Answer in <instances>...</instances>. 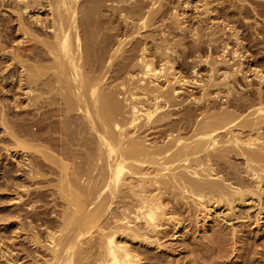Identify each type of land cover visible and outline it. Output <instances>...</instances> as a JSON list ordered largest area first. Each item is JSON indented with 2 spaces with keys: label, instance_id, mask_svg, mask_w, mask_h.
Returning a JSON list of instances; mask_svg holds the SVG:
<instances>
[{
  "label": "bare ground",
  "instance_id": "obj_1",
  "mask_svg": "<svg viewBox=\"0 0 264 264\" xmlns=\"http://www.w3.org/2000/svg\"><path fill=\"white\" fill-rule=\"evenodd\" d=\"M15 1L21 3H16L21 14L37 16L32 17L37 27L23 24L17 17L15 20L30 26L27 30L19 24L21 31L30 30L24 31L27 40L36 42L25 49L30 63L21 60L23 83L18 80V84L26 87L24 91L19 89L27 99V107L38 111L29 110L34 119L28 123L29 107H25V118L29 119L21 128H14L19 124L17 120L14 126H6L8 113L5 116L1 111L5 119L1 113L0 126L10 136L13 145L9 147L14 152L9 156L13 160L10 169L5 168L10 177H3L9 180L2 187L6 191L10 188V193L5 191L6 198L25 204L29 214L28 220L22 222L19 207L3 212L0 223L13 228L8 239L0 238V258L8 264H175L181 250L176 253L173 247L177 245L172 247L167 238H177L185 229L181 215L175 216L182 208L193 215V224L204 228V232L212 228L209 224L216 219L220 222H214L215 226L220 227L222 222L221 226L225 224L229 229L234 226L232 220L244 219L248 227L252 224L256 231L264 232V58H252L242 43L239 49L229 50L227 41L221 42L222 46L218 41L223 56L210 60V53L219 48L215 36L208 35L207 41L203 39L207 55L199 56L201 71L195 69L198 63L193 64L188 78L184 71L185 76H176L171 67L170 74L164 71L168 76L162 89L154 82L164 76L163 71L153 69L151 59L168 65L176 41L162 43L161 37L163 45L153 42L155 45L148 50L147 41L139 39L126 49L131 40L121 29L132 28L129 35H139V30L149 28L163 14L167 0ZM212 1L215 0H203L204 13L211 16L215 10L220 23L217 35L231 31L236 38L232 39L239 41L233 27L239 16L240 23L248 29L259 30L248 18L264 16V0H216V8L210 9ZM40 12L45 16L40 17ZM114 17L119 20L117 24ZM207 20L211 22L213 18ZM196 37L199 36L193 38ZM218 37L220 40L223 36ZM194 41L195 47L203 46L199 38L197 44ZM185 86L197 87L198 96L193 92L180 96L179 90ZM118 93L124 102L116 99ZM10 109L7 110L12 114ZM18 109L22 111L19 106ZM48 196L51 201L45 200ZM58 206L61 208L56 212ZM164 224L167 227L163 228ZM213 233L203 236L206 243H200V247L196 237H191L196 243L189 238L191 242L186 241V247L183 242L181 245L195 261L203 259L215 244L222 246L225 253L228 236L225 240L226 235L220 234L225 240L222 243L220 235L218 241L213 237L218 233ZM234 236L233 232L229 239ZM163 239L173 252H167ZM244 240L241 247L249 254L252 245L255 255L260 247L257 245L264 244L261 238L262 242L254 241L258 244ZM214 257L216 260L218 255Z\"/></svg>",
  "mask_w": 264,
  "mask_h": 264
},
{
  "label": "rangeland",
  "instance_id": "obj_2",
  "mask_svg": "<svg viewBox=\"0 0 264 264\" xmlns=\"http://www.w3.org/2000/svg\"><path fill=\"white\" fill-rule=\"evenodd\" d=\"M10 1V2H9ZM12 1V2H11ZM14 1V2H13ZM142 1H144V2H146V1H149V0H142ZM165 1V0H164ZM163 1V2H164ZM179 1V2H178ZM183 1V2H182ZM3 2V3H2ZM167 2V3H166ZM213 2V1H212ZM214 2H216V0L214 1ZM213 2V4L211 3V5L212 6H209L210 7V9L212 8V9H215L216 7V4ZM18 5H21V3H18V2H16L15 0H0V87H2V88H0V116H1V113H2V117H3V115L5 114V116H6V114H7V119H8V117H9V119L8 120H6L7 122H5L7 125L6 126H8V127H10L11 125L10 124H12V126H14L13 125V121H14V124L17 122V123H19V124H15V126L16 127H14V128H17L18 127V125H19V128H21L22 126H25V124L27 125L28 123H30V121L32 122V120L34 119V118H32V117H30V116H32L30 113L31 112H33L34 110L32 109L31 110V108L29 109L28 107H27V104H25V103H27L26 101H27V99L25 100V95H24V97H23V92H21V91H24V89H26V87L24 86V84H21L20 86L22 87L23 86V88H21V87H19V84L18 83H23V75H22V73H24V72H20L21 71V67H20V65H21V60H23L25 63L27 62V63H30L29 62V59L26 57V54H27V52H28V50H26L25 51V49H26V47L27 46H29L30 44H36V42L35 41H28L27 39V34H25L24 33V31L28 28L29 29V27L30 26H28V27H26V26H24L23 24L25 23H29V25H31L32 23H33V18L35 19V17H37L36 15H32V16H30L31 15V13H30V15H24V14H21V12H20V6H18ZM147 3V2H146ZM148 3H150V2H148ZM165 3V5L163 6V10H164V8H165V10L162 12L163 14H161L159 17H156L155 18V20L153 21V25H151L149 28H147V29H144V30H139V35H135V34H131V35H129L130 33H131V31L133 30L132 28H131V30H129V31H126L125 29H121V31L123 32L124 31V34H125V32H127L125 35H126V38L127 39H130L131 41L130 42H128L127 44H126V49H128V48H130V46H131V44H133L135 41H139V39L141 40V41H147L146 42V46H147V48H148V50L149 49H151L150 47H151V44H153V42L154 43H157V45H158V43L160 44V45H163V44H161V42L163 43V42H166V44H168L169 42H173V43H175V41H176V46H174V48L172 49V50H175V51H173L174 52V54H173V52H172V54L171 55H169V58H170V61L171 62H169V63H167L168 65H169V67L170 68H168V65H166V63L165 64H162V62L163 61H159V59H157V58H153V59H151V63L153 64V66H152V64H151V66H152V68L153 69H156V70H158L159 69V72H160V70H162L163 72V74H161V75H164L163 77H161V78H158L157 80L158 81H155L154 82V84L157 86V87H160V88H164V87H166V85H167V82H165V77H167L168 76V73L165 75L164 74V71L166 72V71H168L169 72V74H170V69H171V67H173V71H172V73H174V74H176V76H178V75H182V74H186V76H185V74H184V76L185 77H188L189 78V76H190V74H189V68H190V66L191 67H193V66H195L198 62H199V56L201 55H207V46H205L206 44H207V42H205L203 39H205L206 37L208 38V35H211V38H213L214 36V38L217 40L216 41V47L217 48H221V46H222V44L223 43H225L226 41V43L228 44V47H230V49L229 50H233V49H239V48H237V47H241L240 45L241 44H239V43H242L243 45H245V48L247 49V54L248 55H251L252 56V58L254 57L255 59H256V57L258 56H261L262 58H264V25L262 26V22L264 23V16L263 17H260V16H255L254 17V15H251L252 17H250V18H248V19H250L249 21H252V23H255L256 25H258L259 26V30H256V31H260V30H262L261 31V33L260 32H257L256 34H255V32L253 31V29L252 30H250L251 28H249L248 29V27H246V26H244V24L243 23H240L241 22V16H239V17H237V19H239L238 21L239 22H233V27L235 28V32L237 33V35H239L238 36V40L239 41H236V40H233V39H236L235 37H233L231 34H230V32H228L227 30H226V34H223V35H221V32H218L219 34L217 35V31H218V29L220 28L219 26V24H218V22L219 21H217L216 20V13H215V10L214 11H212L211 12V14H213V15H211V16H214L215 17V20H214V17H211L210 16V14H208L209 15V17L210 18H213V20H211V22L213 21L214 22V24L212 23L211 24V22H209L208 20H207V18H209L208 17V15L206 14V13H204L205 11H204V9H205V7H204V3H203V0H167V1H165L164 2ZM185 3V4H184ZM200 3V4H199ZM176 4H177V6H176ZM182 4V5H181ZM187 4V5H186ZM192 4V5H191ZM10 5V6H9ZM15 5H17L18 6V8H17V6H15ZM214 5V6H213ZM12 6V7H11ZM179 7V8H178ZM190 7V8H189ZM214 7V8H213ZM15 9V11L13 10V9ZM172 8V9H171ZM181 8V9H180ZM195 9V10H194ZM18 10V11H17ZM202 10V11H201ZM14 11V12H13ZM175 12V14H174V16L175 17H177V19H178V21H177V19L173 16V13ZM178 11V12H177ZM10 12H12L11 14H10ZM18 13V15H16V13ZM171 12V13H170ZM203 12V13H202ZM41 14H40V17H44L45 15V13L43 12H40ZM104 14H108L107 12H104ZM184 14V15H183ZM191 16H190V15ZM11 15V16H10ZM21 15V16H20ZM162 15H165V16H163L162 17ZM193 15V16H192ZM200 15V16H199ZM206 15V16H205ZM20 16V17H19ZM27 16V17H26ZM28 16H29V18H28ZM171 16V17H170ZM18 19H17V18ZM22 17V18H21ZM33 17V18H32ZM160 17H162V19L160 18ZM169 17H170V19H169ZM194 17V18H193ZM260 17V18H259ZM173 18H174V20H173ZM204 20H203V19ZM261 18H263V20L261 19ZM12 19V20H11ZM15 19H17V20H19L20 22L22 21V25L20 24V22L18 23L17 22V20H15ZM25 19V20H24ZM28 19V20H27ZM158 19V20H157ZM160 19V20H159ZM195 19V20H194ZM207 20V22L208 23H206V20ZM234 19H235V17H234ZM6 20V21H5ZM162 20V21H161ZM166 20V21H165ZM176 20V22H174ZM219 20V19H218ZM254 20V21H253ZM261 20V22H259ZM27 21V22H26ZM29 21H31V22H29ZM116 21V22H115ZM117 21H119V20H117V18H115L114 17V23L115 24H117ZM170 21V22H169ZM201 21V22H200ZM256 21H257V23H256ZM15 22V23H14ZM17 22V23H16ZM205 22V23H204ZM14 23V24H13ZM155 23V24H154ZM167 23V24H166ZM177 24V27H176V24ZM196 23V24H195ZM260 25H259V24ZM19 24H20V27H22V26H24V28H26L25 30H23L22 29V31H21V28L19 27ZM26 24V25H27ZM35 23H33V25H31V26H34V27H37L36 26V24L34 25ZM161 24L163 25V26H161ZM175 24V25H174ZM206 24V25H205ZM240 24H241V26H240ZM209 25L210 26H212V27H210V29H209ZM18 26V27H17ZM154 26V27H153ZM157 26H159V27H157ZM198 26V27H197ZM208 26V27H207ZM153 27V28H152ZM162 27V28H161ZM204 27H206V28H204ZM218 29H217V28ZM243 27H246V28H243ZM9 28H11V29H9ZM154 28L156 29V30H154ZM161 28V29H160ZM208 28V29H207ZM241 28V29H240ZM252 28H254V26L252 25ZM7 29V30H6ZM27 29V30H28ZM149 29V30H148ZM184 29V30H183ZM188 29V30H187ZM195 29H199V30H195ZM204 29V30H203ZM216 29V30H215ZM19 30H20V32H19ZM26 30V31H27ZM161 30V31H160ZM193 30H195V31H193ZM204 32H203V31ZM10 31V32H9ZM30 31V30H29ZM29 31H27V32H29ZM157 31V32H156ZM187 31V32H186ZM190 31V32H189ZM22 32V33H21ZM26 32V33H27ZM38 32H39V30H38ZM121 32V33H122ZM153 32V33H152ZM170 32V33H169ZM210 34H209V33ZM241 32V33H240ZM21 33V34H20ZM166 33H167V36H166ZM194 33V35L195 36H199V37H196V38H193V37H195V36H193L192 34ZM196 33V34H195ZM208 33V34H207ZM247 33V34H246ZM154 34V35H153ZM173 34V35H172ZM204 34V35H203ZM206 34V35H205ZM229 34H230V36H229ZM244 34V35H243ZM24 35H26V37H24ZM129 37H128V36ZM134 37H133V36ZM140 35H142V36H140ZM163 35V36H162ZM169 35V36H168ZM12 36V37H11ZM213 36V37H212ZM218 36H223L222 38H220V40H219V37ZM244 36V37H243ZM247 38H246V37ZM2 37V38H1ZM131 37H133L132 39H131ZM137 37V39L135 40V38ZM142 37V38H141ZM144 37H147V38H144ZM149 37V38H148ZM153 37V38H152ZM158 37H160V38H158ZM161 37H162V39L164 40H166L167 38L166 37H168V40H166V41H161ZM165 37V38H164ZM203 37V38H202ZM257 37V38H256ZM170 38V39H169ZM197 38H199V41H204V42H201L202 43V47H198V48H200V49H198L197 47H195V39H196V44L198 43V41H197ZM205 39L206 41L210 38V36H209V38L208 39ZM233 38V39H232ZM248 38H250V40H252L251 38H253L254 39V42H252V41H250ZM8 39V40H7ZM25 39V40H24ZM175 39H177V40H175ZM202 39V40H201ZM12 40V41H11ZM27 40V41H26ZM170 40V41H169ZM183 40V41H182ZM26 41V42H25ZM151 41V42H150ZM161 41V42H160ZM220 42V44H219V42ZM234 41H236V42H234ZM24 42V43H23ZM179 42V44H177ZM221 42H223V43H221ZM21 43V44H20ZM200 43V44H201ZM205 43V44H204ZM237 43V44H236ZM11 44V45H10ZM29 44V45H28ZM38 44V43H37ZM165 44V43H164ZM213 44V45H214ZM221 45V46H219V45ZM3 45V46H2ZM19 45V46H18ZM39 45V44H38ZM37 45V46H38ZM155 44H153L152 46H154ZM180 45V46H179ZM214 45V46H215ZM239 45V46H238ZM254 45V46H253ZM261 46V47H260ZM177 47V48H176ZM205 47V48H204ZM234 47H236V48H234ZM14 50H13V49ZM18 48H19V50H18ZM198 50H197V49ZM202 48V49H201ZM12 49V50H11ZM194 49H196V50H194ZM219 49H217L216 51H214V52H211L210 53V57H209V59L210 60H217V59H220L223 55H220L221 53V49L219 50ZM3 50V51H2ZM9 50V51H8ZM17 50V51H16ZM219 50V51H218ZM2 51V52H1ZM13 51V52H12ZM183 51V52H182ZM195 51V52H194ZM218 51V52H217ZM9 52V53H8ZM187 52V53H186ZM5 53V54H4ZM12 53V54H11ZM26 53V54H25ZM149 53V52H148ZM205 53V54H204ZM10 54V55H9ZM199 54V55H198ZM263 54V55H262ZM16 55H17V57H21V58H17L16 57ZM218 55H220V56H218ZM172 56V57H171ZM194 56V57H193ZM228 56V55H227ZM226 56V59H228L229 57H227ZM3 57V58H2ZM16 57V58H15ZM150 57H152V56H150ZM197 57V58H196ZM215 57V58H214ZM220 57V58H219ZM14 58H15V60H14ZM23 58V59H22ZM28 59V61H27V59ZM148 58H149V56H148ZM185 58V59H184ZM18 59H19V61H20V63H18L19 61H18ZM25 59V60H24ZM195 59H197V60H195ZM247 58L245 57V59H244V62H242L243 64V66H244V68L246 67V65H247V63H246V60ZM6 60V61H5ZM249 60V59H248ZM264 60V59H263ZM17 61V64H13V63H15ZM23 61H22V64H24L23 63ZM242 61V60H241ZM189 62V63H188ZM20 64V65H19ZM190 64V65H189ZM194 64V65H193ZM4 65V66H3ZM12 65V66H11ZM187 65V66H186ZM193 65V66H192ZM162 66V67H161ZM167 66V67H166ZM24 67V66H23ZM161 67V68H160ZM164 67V68H163ZM188 67V68H187ZM201 66L199 65V63H198V65H196L195 66V69L197 70H199V72L201 71ZM164 70H163V69ZM177 68V69H176ZM181 68V69H180ZM184 68L185 69H187V70H184ZM7 69V70H6ZM165 69H167V70H165ZM169 69V70H168ZM3 70V71H2ZM176 70H177V72H176ZM197 70V71H198ZM5 71V72H4ZM183 71H184V73H183ZM185 71H188V72H185ZM156 72V71H155ZM176 72V73H175ZM17 73V74H16ZM19 73V74H18ZM21 73V74H20ZM158 73V72H157ZM161 73V72H160ZM159 73V74H160ZM189 74V75H188ZM21 75V76H20ZM171 76V75H170ZM169 76V77H170ZM18 78V79H17ZM9 80H11V81H9ZM18 80H21L20 82H18ZM151 80H153V79H151ZM7 81V82H6ZM117 81H120V80H117ZM114 83V82H113ZM117 82L115 81V84H116ZM4 87V88H3ZM18 87V88H17ZM21 89V91H20V89ZM188 88V89H187ZM19 89V90H18ZM187 90V91H186ZM192 90V91H191ZM198 88L197 87H192V86H185V87H183V89H180L179 91H181L179 94H180V96H182V95H184V94H192L193 95V93H194V95H196V96H198ZM18 91V92H17ZM184 91V92H183ZM8 92V93H7ZM22 94H21V93ZM183 92V93H182ZM193 92V93H192ZM8 94V95H7ZM119 94V93H118ZM117 94V100L118 101H123L124 102V100H122V97H123V95H121V94H119L118 95ZM16 98H15V97ZM18 97H20V98H18ZM13 98H15L14 100H13ZM5 99V100H4ZM8 99V100H7ZM3 100H4V102H3ZM8 101V102H7ZM19 101V102H18ZM5 103H6V105L7 106H9L8 108H7V106L5 105ZM10 103H12V104H10ZM17 103V104H16ZM21 103V104H20ZM3 104V105H2ZM10 104V105H9ZM16 104V105H15ZM15 106L14 108L13 107H11V106ZM26 105V106H25ZM2 106H3V108H2ZM6 106V107H5ZM17 106V107H16ZM18 106L19 107H21V109H22V111L24 110V108L26 107V108H28V110H26V108H25V110L27 111V114H26V117L28 116V117H30V120H28L27 118H25V111H23V113H24V115H23V113H22V111L21 110H19L18 109ZM6 108V110L7 109H10V110H12L13 112H12V114L10 113V111L9 110H7V112H6V110H4ZM4 111L5 113L3 114V112H1V111ZM15 110H17V112L15 111ZM19 110V111H18ZM29 110H31L30 111V113H28L29 112ZM20 111H21V113H20ZM38 111V110H37ZM36 110L34 111V112H37ZM18 115H17V114ZM20 114V115H19ZM180 114V113H179ZM179 114H177V115H179ZM15 115V116H14ZM18 116V117H17ZM24 116V117H23ZM175 116V115H174ZM173 116V117H174ZM15 117H17V118H15ZM176 117H178V116H176ZM4 118V117H3ZM15 118V119H14ZM19 118L21 119V118H23L22 120H19ZM5 119V118H4ZM25 119H27V120H25ZM0 120H1V118H0ZM12 121V123H11V121ZM17 120V121H16ZM24 120V121H23ZM9 121V122H8ZM16 121V122H15ZM19 121H22L23 122V124H21ZM25 121H27V122H25ZM1 122V121H0ZM25 122V123H24ZM1 124V123H0ZM11 126V127H12ZM4 127V126H3ZM2 126H0V138H2V139H0V147H2V148H0V189H2L3 187L2 186H4V182H6V180H9V179H7V177H10L9 176V173H8V171H9V167H11V163H13V160H12V158H10L9 156L11 155V153L13 154L14 152H11L10 150H12L11 148H12V145H13V143H11L10 141H11V138H9L10 136L9 135H6V133L4 132V128H3ZM31 129V128H30ZM33 129H34V127H33ZM2 130V131H1ZM2 136V137H1ZM9 138V139H8ZM8 140V141H7ZM10 140V141H9ZM12 144V145H11ZM2 145V146H1ZM9 145H10V147H9ZM7 147V149H5ZM3 150H5V151H3ZM6 150H8V151H6ZM16 155V154H15ZM10 158V159H9ZM19 158V157H18ZM10 160V161H9ZM12 160V161H11ZM10 162V163H9ZM9 164V166H7L8 164ZM7 164V165H6ZM7 166V167H6ZM5 168H9V169H5ZM7 171V172H6ZM5 173V174H4ZM7 173V174H6ZM2 175V176H1ZM4 176H7L6 177V179L5 178H3ZM2 178V179H1ZM5 179V180H4ZM8 182V181H7ZM6 182V183H7ZM3 184V185H2ZM2 187V188H1ZM32 187V186H31ZM8 189V188H7ZM11 189H12V187H11ZM2 190H4L3 192H2ZM2 190H0V196H1V194H2V196L0 197V218H1V216L3 217V216H5V214L4 213H6L5 212V209L6 210H8V208L11 210V207H13V206H15V207H13L12 209L14 210V208L15 209H17L18 207V209L17 210H19V212L20 211H22V212H20V213H22L21 214V216H19V218H20V221H22L23 219H25V221L26 220H28L27 219V217H26V215L28 216V212H26L27 211V209H25L26 207V205L24 206V205H22V204H20V202L18 203V202H12V201H9L7 198H8V196H6L5 194V189L3 188ZM9 191H10V188L8 189ZM6 191L7 193H10L9 191ZM50 193H51V191H49ZM48 192V193H49ZM22 195H24V193L22 194ZM4 197V198H3ZM7 197V198H6ZM34 199H37V198H34ZM50 199V200H49ZM45 200H47V201H51V196H50V198H49V196H48V198H46ZM7 201H9L8 203H7ZM47 201H44V203H45V206L46 207H49V205L47 204ZM2 202H4V203H2ZM10 203H12V204H10ZM41 203H43V202H41ZM15 204V205H14ZM16 204H18V205H16ZM47 204V205H46ZM21 205V206H20ZM24 207V208H23ZM59 207L60 206H58L57 208H55L57 211L56 212H58L59 211ZM61 208V207H60ZM40 209H43V208H40ZM39 208H36V210H40ZM246 209V208H245ZM253 209V208H252ZM252 209H250V210H252ZM182 210H183V212H182ZM182 210H180L181 212H177L176 214H175V216H182V217H184V218H181V216H180V219H183L184 220V225L183 226H186L185 227V229L184 228H182L181 230H180V232L178 233V236H177V238H174V239H170L169 237L167 238V241H168V244H170L172 247L173 246H176V247H173V249H176L175 251H176V253H177V251H179V250H181V253L179 254V255H177L176 257L177 258H175L174 257V255H173V258H175L176 260L178 259V261H176V260H174L175 262V264H256V263H258V264H264V253H262V252H264V244H258L257 242H262L261 240H259L260 238L261 239H264V237H262V234L264 235V232H262V233H260L261 231H256V228H254L253 227V225L251 224V225H249V227H248V223H245V220L244 219H241V220H237V219H234V220H232L231 221V224L232 225H234V226H232L231 227V229H229L228 228V226H226L225 224H224V227H225V229H221V228H224L223 226H221V225H223V223L221 222V223H219L220 224V227H218L217 226V224H216V226H215V223L214 222H217L216 220L214 221V222H212V223H210L209 224V227L211 228H209L210 230H205V232H204V228H202V227H198V226H195L196 224H193L194 223V218H193V215H190L189 214V212H188V210H187V212H186V210H184L183 208H182ZM249 210V211H250ZM4 212V213H3ZM26 212V213H25ZM19 213V214H20ZM186 213V214H185ZM24 214V215H23ZM180 214V215H179ZM188 214L190 215V216H188ZM185 215V216H184ZM186 217H189V218H186ZM191 217V218H190ZM240 219V218H239ZM19 220V219H18ZM18 220H17V222H18ZM242 220H243V223H242ZM20 221H19V223H20ZM191 221V222H190ZM237 221V222H236ZM263 221H264V218H263ZM23 222V221H22ZM191 224H190V223ZM218 222H220V221H218ZM217 222V223H218ZM236 222V223H235ZM196 223V222H195ZM214 223V224H213ZM7 223L6 222H3V223H0V238H2V240H3V238H4V240L3 241H5V238H9L11 235H12V233H11V229L13 228V226H12V228L11 227H7V225H6ZM244 224H246V225H244ZM245 226V227H244ZM163 228H165V227H167L165 224H164V226H162ZM193 227V228H192ZM194 227L195 228H197L196 230L194 229ZM218 227V228H220V229H216V228ZM227 227V228H226ZM234 227H236V228H234ZM244 227V228H243ZM251 227V228H250ZM233 228V229H232ZM243 228V230H241ZM249 229V230H251V232H249V234H247L248 233V231L249 230H247V229ZM8 229V230H7ZM213 230V231H212ZM214 230L218 233V234H216V232H214ZM224 230H225V232H224ZM232 230V231H231ZM245 230H247V231H245ZM206 231H207V234H206ZM210 231V232H209ZM222 233H221V232ZM242 231L244 232V233H242ZM214 232V233H213ZM229 232V233H228ZM233 232L235 233V236H234V239H229V237H231V235L233 234ZM246 232V233H245ZM208 233L209 234H216V235H214L213 237L216 239V240H218V241H220L219 239H220V237H221V240L223 239V237H224V239L226 238L227 239V241H228V243H227V241H225L224 239L222 240V243H224L223 241H225L226 243V246H225V244H224V246H225V253H223V251H222V246H217L216 247V244H215V246H213L212 247V250H209V251H206L205 253H204V256H205V258H204V256H203V259H204V261H202L203 259H201V260H197V261H195V260H193V258H194V256L192 257V255H189V254H191V252L189 253V252H186L188 249L187 248H184V246L186 245V241H190L191 242V240L189 239V238H193V239H196V238H198V242L196 241V240H193L192 238V240H193V242H197L198 243V245H199V247H200V243L201 244H203V243H206V239H203V236H208ZM223 233H225L224 235H223ZM231 233V234H230ZM260 233V234H259ZM2 234V235H1ZM11 234V235H10ZM180 234V235H179ZM223 236H221V235ZM244 234V235H243ZM246 234H247V237L248 236H250V237H246ZM253 234V235H252ZM6 235V236H5ZM220 235V237H218ZM230 235V236H229ZM243 235V236H242ZM252 235V236H251ZM170 236V235H169ZM238 236V237H237ZM254 236V237H253ZM171 238H173V236H170ZM180 237V238H179ZM182 237H183V239H182ZM196 237V238H195ZM202 237V238H201ZM257 237V238H256ZM181 239V240H179V239ZM185 238V239H184ZM219 238V239H218ZM250 238V239H249ZM202 239V240H201ZM244 239H247V240H250L249 242H252V244H253V242L254 241H257V242H254V243H257L258 245L257 246H259L260 245V247H263L262 249L259 247V248H257V253H255V255L252 253V250H253V248L255 247L254 245H252L251 243V245L253 246V247H251V245L249 246V244H248V247H251V249L249 250L250 251V254L246 251V250H243V244H244V242L246 243V240H244ZM163 240H165V239H163ZM181 242L180 244H178L179 243V241ZM185 240V241H184ZM201 240V241H200ZM232 240V241H231ZM241 240V241H240ZM7 241V240H6ZM166 240H165V244H166V250H167V252H173V251H171V246H169L166 242H167ZM174 241V242H173ZM175 241H178V243H176ZM240 241V242H239ZM170 242V243H169ZM173 242V243H172ZM182 242H183V245H181L182 244ZM195 242V243H196ZM242 242V243H241ZM172 243V244H171ZM185 243V244H184ZM189 243V242H188ZM187 243V244H188ZM195 243H193V244H195ZM262 243H264V241L262 242ZM164 244V245H165ZM192 244V245H193ZM27 244H25V246H26ZM168 245V246H167ZM179 245V246H178ZM198 245H195V246H198ZM235 245V246H234ZM181 246V247H180ZM242 246V247H241ZM245 246H246V244H245ZM27 247H29L28 245H27ZM31 247V246H30ZM170 248V250L169 249H167V248ZM186 247V246H185ZM234 247V248H233ZM241 247V248H240ZM4 247H2V249H3ZM177 248H179V249H177ZM181 248V249H180ZM196 248H198V247H196ZM30 249H32V247L30 248ZM215 251H214V250ZM219 249V250H218ZM241 249H242V251L243 252H241ZM244 249H245V247H244ZM169 250V251H168ZM199 249H197V251H198ZM235 250V251H234ZM255 250H256V248H255ZM156 251V250H155ZM196 251V253H199V252H197ZM220 251H222V254H223V258L221 257V252ZM261 251V255L260 254H258L259 252ZM215 252V253H214ZM216 252H217V255H218V257H216V260L218 261H216L215 260V257H214V255L215 256H217L216 255ZM246 252V253H245ZM175 253V252H174ZM189 253V254H188ZM193 253H195V252H193ZM243 253H245V254H243ZM186 256H185V255ZM257 254V255H256ZM163 255V254H162ZM183 255V256H182ZM189 255V256H188ZM195 256H197L198 257V255L199 254H194ZM239 255V256H238ZM243 255V257H241ZM246 255V256H245ZM157 256H158V254H157ZM159 256H160V254H159ZM181 256V257H180ZM220 256V257H219ZM226 256V257H225ZM253 257V260H251L252 259V257ZM164 257V256H163ZM184 257H185V259H184ZM225 257V258H224ZM228 257V258H227ZM258 257V258H257ZM260 257V258H259ZM190 258V259H189ZM191 258H192V260H191ZM220 258H221V260H220ZM242 258V259H241ZM249 258V259H248ZM251 258V259H250ZM255 258V259H254ZM2 258H0V264H5L6 262H5V260H1ZM239 259V260H238ZM247 259H248V261L249 262H247ZM258 259V261H256ZM263 259V260H262ZM255 260V261H254ZM262 260V261H261ZM183 261H185V262H183ZM193 261V262H192ZM214 261V262H213ZM241 261V262H240ZM251 261V262H250ZM177 262V263H176ZM182 262V263H181ZM195 262V263H194ZM199 262V263H198ZM201 262V263H200ZM239 262V263H238ZM6 264H8V262L6 263Z\"/></svg>",
  "mask_w": 264,
  "mask_h": 264
}]
</instances>
